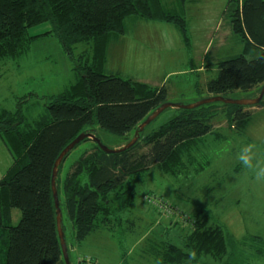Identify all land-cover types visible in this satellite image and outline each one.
Segmentation results:
<instances>
[{"label":"trees","instance_id":"trees-1","mask_svg":"<svg viewBox=\"0 0 264 264\" xmlns=\"http://www.w3.org/2000/svg\"><path fill=\"white\" fill-rule=\"evenodd\" d=\"M192 1L177 0V7L169 9L163 0H0V62L19 60L35 41L46 37L58 40L72 59L80 44L95 47L91 57L78 56L80 65L74 71L79 78L59 94L45 97L46 113L32 124L23 114V101L16 112L0 108V140L13 160L0 181V264H65L51 187L59 156L81 134L97 136L96 126L118 137H134L137 128L169 99L165 87L108 72L109 43L123 37L126 20L136 17L172 25L190 48L186 6ZM225 18L244 44L243 53L218 63V77L208 82L206 91L209 97L231 98L235 92L255 90L248 98L254 99L264 85V0H231ZM45 24L49 31L30 35L31 29ZM255 108H264V99L255 107L217 103L177 110L157 129L147 133V128L132 149L117 155L105 154L93 144L72 165L59 191L63 217L73 226L74 249L96 232L117 235L127 224L120 235L119 264H130L129 259L132 264L125 247L137 222L131 209L151 170L179 179L190 175L198 160H208L210 167L206 146L226 139L223 129L246 135ZM221 122L226 127L219 130L216 123ZM204 169L200 167L198 173ZM206 190L208 195L213 191ZM164 208L156 210L187 218L175 208L173 212ZM14 210L21 212L17 226L12 225ZM185 222V226L169 225L162 235L146 240L135 256L145 264H248L249 253L264 259V239L250 235L236 239L208 203L195 205L194 215ZM179 226L185 228L173 237ZM192 251L195 259L190 257ZM77 264L100 263L83 257Z\"/></svg>","mask_w":264,"mask_h":264},{"label":"rangeland","instance_id":"rangeland-1","mask_svg":"<svg viewBox=\"0 0 264 264\" xmlns=\"http://www.w3.org/2000/svg\"><path fill=\"white\" fill-rule=\"evenodd\" d=\"M230 1L197 0L198 3H187L190 48L172 25L140 21L141 19L136 17L127 19L125 22L127 34L122 37L124 40L121 43L122 53L113 52L114 44L109 50V60L112 58L123 61L118 60L110 67L107 65V71L119 73L124 78L135 77L141 82L147 81L158 87L176 85L170 90L168 103L193 104L209 98V94L204 92L202 86L204 75L199 74L197 78H193L191 67L185 62L190 59L189 55L198 59L199 53L196 47L205 49L208 46L205 38L210 33H215L218 25L219 28L223 26L224 9ZM163 3L169 9L177 7V0H163ZM142 24H145L144 28L141 27ZM50 29L49 24L41 25L31 29L30 35L43 34ZM237 40L240 39L234 35L232 40L227 41V48L224 51L216 50L221 60L236 56ZM94 50L92 44H80L74 50L72 59L58 40L46 37L35 41L31 51L19 60L0 62V108L16 112L19 103L23 101V114L32 124L46 113L48 102L45 97L59 94L66 87L74 84L76 77L79 78L74 71V68L80 65L78 56L84 54L91 57ZM134 51L135 54H132ZM113 54L117 55V59ZM125 67L126 70L123 69ZM217 77L218 75H209V81ZM254 93L255 90L247 93L238 91L231 95V99H248ZM257 109L260 108L252 109L254 121L246 135L239 137L223 129L222 134L224 133L226 139L218 141L216 145L206 146L210 167H206L208 160H198L190 170V175L179 179L168 176L156 168L151 170L150 176L140 184L137 202L135 206L133 205V210L131 209L132 213L130 211L131 218L137 221L135 233L128 234L125 244L127 252H130L132 257V264H145L135 254L142 251L141 247L146 240L152 236L162 235L170 223L175 226L177 223L185 226V221L194 215V206L202 202L208 203L210 210L218 214L221 223L227 226L236 239L248 235L264 239V182H256L250 171L235 159L236 153L248 144L255 145L258 158H264V114L256 113ZM176 114L177 109L174 108L165 111L148 127L147 133L157 129ZM216 124L219 130L226 127L224 122ZM95 133L103 145L111 150L126 146L133 139V136H115L99 126L95 127ZM93 144L92 141L81 143L63 162L58 178L60 193L63 191L64 180L72 165L86 150L91 149ZM225 148L228 150L225 151ZM12 163L9 150L0 140V181L7 174ZM200 167L205 169L198 173ZM206 188L213 189L210 195ZM158 205L162 206L161 209L170 207L171 212L175 208L187 218L179 219L176 215L169 217L156 210V208L160 209ZM20 220L21 212L14 210L12 225L17 226ZM63 221L71 264H77L79 259L90 256L100 264H119L122 255L120 235L126 231L127 224L124 228L118 229L117 235L107 231L96 232L74 249L72 223L66 215ZM183 227L176 228L173 237L178 238ZM247 255L248 258L246 257L245 260H248V264L252 260L259 262L256 264H264V259L259 256L252 257L251 253ZM129 263L131 264L130 259Z\"/></svg>","mask_w":264,"mask_h":264},{"label":"water","instance_id":"water-1","mask_svg":"<svg viewBox=\"0 0 264 264\" xmlns=\"http://www.w3.org/2000/svg\"><path fill=\"white\" fill-rule=\"evenodd\" d=\"M264 99V85L262 86L259 95L254 99H243V100H235L231 98H224V97H209L202 99L201 101H198L193 104H172V103H165L162 106H160L156 111H154L135 131L133 139L122 148L111 150L107 148L101 140L93 133H83L80 136H78L71 144H69L61 153L58 160L56 161L54 170H53V176H52V193L54 198V204L56 209V215H57V229L59 234V239L63 251V256L65 260V264H71L69 259V248L66 244V237H65V230H64V221H63V212L61 208V202L59 199V187H58V178L61 166L63 162L66 160V158L70 155V153L75 150L81 143H83L85 140H90L94 144H96L102 152L108 155H117L124 153L130 149H132L140 140L141 134L145 132V130L155 122L165 111L169 109H177V110H185V111H192L199 109L201 107H205L212 104L222 103L225 105H235V106H241V107H255L258 106Z\"/></svg>","mask_w":264,"mask_h":264},{"label":"crops","instance_id":"crops-1","mask_svg":"<svg viewBox=\"0 0 264 264\" xmlns=\"http://www.w3.org/2000/svg\"><path fill=\"white\" fill-rule=\"evenodd\" d=\"M192 3H198V2H197V0H193ZM226 7H227V5H226ZM226 7H225V9H226ZM173 8L174 7H172V9ZM225 9H224V16H225ZM186 15H187V8H186ZM140 21H144V20H140ZM224 22L225 23L220 28H219V25H218V28H216V32L215 33H210L205 38V40L208 42V46L205 49L202 48V47H196L197 52L199 53L198 59L195 58V57L193 58L192 55H189L190 59L186 60V62H185V64H187V65H189L191 67V72H192V74H194L192 76L193 78L194 77L197 78L198 77L197 75H199V74L200 75H202V74L204 75V78H203V81H202V86H203L204 92H206V93H207L206 85L209 82V75H214L215 76V75L219 74V70H218L217 65L221 61V59L218 57L216 50H218V49L222 50L223 49V51H224L225 48H227V41L228 40H232L234 38V33L232 31V28H231L228 20L224 18ZM153 23H158V22H153ZM162 24H165V23H162ZM167 25H169V24H167ZM141 27L144 28L145 24H142ZM126 34L127 33H125V35ZM237 39H239V38L237 37ZM123 40H124V38L122 39V37H121L119 39L110 41L109 49H108V61H107V65L109 67L111 66V64L117 62L118 60H122V59H117V55L116 54H113V56L117 60H112V58H110V60H109V55H110L109 50H110V47H112V45L114 44L115 48H113V52L114 51H118L119 53H122L121 52V48H122L123 45H121V43L123 42ZM235 46H238L237 52H235L236 56L242 54L243 53V43H242V41L241 40H237V42H235ZM213 50L215 51V53H213ZM191 53H192V50H191L190 54ZM132 54H135V51ZM123 69L126 70V67L123 68ZM207 75H208V77H207ZM131 78L133 80L137 81V82H141V81L137 80L135 77H131ZM141 83L149 85V86H152V87H155V88L158 87V85H156V84L152 85V83H147V81H146V83L145 82H141ZM161 84H163V83H161ZM175 86L176 85H174L172 87L171 86L167 87L166 85H163L162 87H165L167 89V91H168V94H169L170 90H173ZM257 110H258V112H256V113L264 114V108H260V109H257ZM253 121H254V118H253ZM169 225H172V224L170 223ZM239 239H243V238H239ZM87 256H90V255H87Z\"/></svg>","mask_w":264,"mask_h":264},{"label":"clouds","instance_id":"clouds-1","mask_svg":"<svg viewBox=\"0 0 264 264\" xmlns=\"http://www.w3.org/2000/svg\"><path fill=\"white\" fill-rule=\"evenodd\" d=\"M225 151L228 149L225 148ZM235 159L247 170L250 171L256 182H264V158H258L255 145L248 144L242 147L235 156ZM191 259L196 258V252L190 253Z\"/></svg>","mask_w":264,"mask_h":264},{"label":"built area","instance_id":"built-area-1","mask_svg":"<svg viewBox=\"0 0 264 264\" xmlns=\"http://www.w3.org/2000/svg\"><path fill=\"white\" fill-rule=\"evenodd\" d=\"M159 206V208L161 209V205H158ZM162 210H164L165 211V208L163 207V209ZM167 212V211H166ZM168 213H171V212H168Z\"/></svg>","mask_w":264,"mask_h":264}]
</instances>
